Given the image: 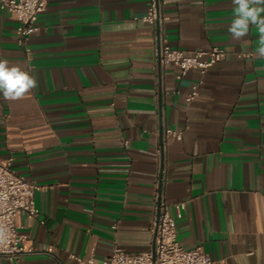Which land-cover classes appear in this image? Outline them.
<instances>
[{
  "label": "crops",
  "instance_id": "crops-1",
  "mask_svg": "<svg viewBox=\"0 0 264 264\" xmlns=\"http://www.w3.org/2000/svg\"><path fill=\"white\" fill-rule=\"evenodd\" d=\"M146 1L48 0L24 43L0 8V59L36 79L24 97H0V157L38 185L39 209L36 218L18 215L26 250L0 264H79L70 253L148 250L159 190L186 203L177 220L183 247L201 245L214 264H264L258 33L232 40L231 0H166L169 45L227 51L202 77L183 73L156 60L153 27L135 18ZM165 126L182 138L162 149Z\"/></svg>",
  "mask_w": 264,
  "mask_h": 264
},
{
  "label": "built area",
  "instance_id": "built-area-1",
  "mask_svg": "<svg viewBox=\"0 0 264 264\" xmlns=\"http://www.w3.org/2000/svg\"><path fill=\"white\" fill-rule=\"evenodd\" d=\"M47 1L0 0V8L6 9L17 20L16 34L20 42L24 43L38 29L37 18L45 9ZM165 3L166 0H147L144 14L135 18L153 27L155 56L161 66L172 64L183 73L189 69H197L202 77L208 67L226 56L227 51L218 45L191 51L169 45L164 29V21L168 17L163 10ZM252 54L250 51L238 53L245 57ZM201 77L186 95L187 101L197 94ZM171 138L181 140L182 133L165 126L160 133V147L163 149ZM11 165L12 158L0 157V229L4 232V237L0 238V257L15 261L26 250V237L19 232L17 217L23 213L28 218H36L39 216V209L34 199V191L38 189V185L16 173ZM161 171L163 173V169ZM185 207L184 200L167 201L159 190L154 196L150 227L153 244L150 249L133 253L116 246L103 257H82L76 253H70V256L79 264H214V259L201 245L185 248L179 242L177 220L183 217ZM47 250L52 251V248L48 247Z\"/></svg>",
  "mask_w": 264,
  "mask_h": 264
},
{
  "label": "clouds",
  "instance_id": "clouds-1",
  "mask_svg": "<svg viewBox=\"0 0 264 264\" xmlns=\"http://www.w3.org/2000/svg\"><path fill=\"white\" fill-rule=\"evenodd\" d=\"M233 16L228 32L234 41H244L250 29L258 33L256 55L264 58V0H231ZM36 87V79L19 66L0 59V97L6 101H15L24 97ZM4 237L0 229V238Z\"/></svg>",
  "mask_w": 264,
  "mask_h": 264
}]
</instances>
